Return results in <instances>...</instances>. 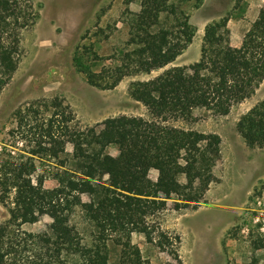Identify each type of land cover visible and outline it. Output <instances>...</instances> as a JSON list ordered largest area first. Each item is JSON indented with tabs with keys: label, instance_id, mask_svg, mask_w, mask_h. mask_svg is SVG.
Listing matches in <instances>:
<instances>
[{
	"label": "trees",
	"instance_id": "1",
	"mask_svg": "<svg viewBox=\"0 0 264 264\" xmlns=\"http://www.w3.org/2000/svg\"><path fill=\"white\" fill-rule=\"evenodd\" d=\"M133 1L125 3L122 23L128 32L120 57L97 73L91 66L102 60L93 44L73 57L76 71L97 89L113 90L125 78L165 69L195 37L189 16L174 0H140L138 13L128 8ZM242 1L235 0L233 10ZM37 18L32 0H0V93L17 71L21 32ZM229 21L225 16L205 27L195 63L131 85L129 95L145 107L147 119L119 116L81 128L59 97L13 112L12 136L20 148H5L0 156V204L8 213L0 222V264H150L132 244V234L183 264L180 237L147 220L164 212L169 201L175 210L203 201L217 182L221 140L172 124L193 123L198 109L226 117L264 81V1L239 47L231 46ZM236 131L249 149H264V100L239 119ZM111 146L115 157L106 152ZM47 179L54 188H45ZM76 210L92 229L89 243L71 224ZM43 217L50 220L45 231L24 229ZM253 249H264V241L254 242Z\"/></svg>",
	"mask_w": 264,
	"mask_h": 264
},
{
	"label": "rangeland",
	"instance_id": "2",
	"mask_svg": "<svg viewBox=\"0 0 264 264\" xmlns=\"http://www.w3.org/2000/svg\"><path fill=\"white\" fill-rule=\"evenodd\" d=\"M126 1L32 0L38 18L33 26L21 32L17 71L0 93V156L5 148L15 150L13 148L17 147V139L12 136L13 112L34 100L53 97L63 99L81 128L93 127L108 118L119 116L148 118L145 107L131 99V85L151 80L171 66L149 75L125 78L113 90H100L91 86L73 65L74 55L77 52L81 54L83 48L91 44L93 52L102 60L92 64L94 73L103 66H110L122 55L128 32L122 23ZM263 1L244 0L233 10L235 0H174L189 16V23L196 30L191 45L174 66H188L199 59L205 27L225 16H230L228 29L231 46L239 47ZM139 4L140 0H134L128 8L138 13ZM87 58L84 57L85 63H89L90 58ZM263 100L264 81L251 98L234 106L226 117H216L198 109L194 112L193 123L172 124L185 130L215 134L221 140L220 159L213 171L217 182L212 184L203 201L196 207L180 210H175L174 202L169 201L164 212L147 220L171 236L180 237L178 252L183 264H194L196 247L211 249V246L201 243L203 237L200 238V233L197 234L195 230V224L204 226L206 222L209 230L227 228V237L235 242L233 247L236 246L242 255L239 264H264L263 249H253L254 242L264 241L259 224L255 223L261 213L256 201L264 199V149H249L236 131L239 119ZM71 150L68 145L66 151L70 153ZM106 152L113 157L117 155L113 146ZM149 178L156 181L157 173L151 171ZM44 186L52 189L55 183L47 179ZM82 200L87 202V196H82ZM7 218V210L0 204V222ZM49 223L50 220L43 217L37 224L27 225L24 229L40 233L45 231ZM71 224L85 243L91 241L92 229L78 210L72 215ZM245 228L246 232L242 233ZM131 241L150 264H174L167 253L148 243L145 236L132 234ZM111 251L113 262L116 251ZM211 264L220 263L214 260ZM227 264L236 263L232 260L227 261Z\"/></svg>",
	"mask_w": 264,
	"mask_h": 264
},
{
	"label": "crops",
	"instance_id": "3",
	"mask_svg": "<svg viewBox=\"0 0 264 264\" xmlns=\"http://www.w3.org/2000/svg\"><path fill=\"white\" fill-rule=\"evenodd\" d=\"M257 14H258V11H257ZM182 57H183V54L180 57H178L173 64L169 66L181 67L182 66L181 64L180 65L177 64L175 66L174 64L178 60H180V58ZM196 61H198V59L195 60L194 63ZM211 186L209 187V189L211 188ZM195 225H196V229H195L196 233L197 232L200 233V238L203 237V239L201 240V243H204L205 246H209V247L211 246L210 247L211 249L208 250L206 247L204 248V246L196 247V251L194 252V264H211L212 261L214 260H216L220 264H227V261L232 262V260H235L236 264L240 263L242 259V255L238 253L239 249H237L236 246L234 247L237 250H235V248L233 247L235 242L232 239H230L229 236L227 237L226 227L218 228V230L216 231V230H209V228L207 227L208 222H206L204 226L200 223L195 224ZM261 251H264V249Z\"/></svg>",
	"mask_w": 264,
	"mask_h": 264
},
{
	"label": "built area",
	"instance_id": "4",
	"mask_svg": "<svg viewBox=\"0 0 264 264\" xmlns=\"http://www.w3.org/2000/svg\"><path fill=\"white\" fill-rule=\"evenodd\" d=\"M256 205L258 208H261L260 217L256 218L255 223L259 224V231L261 233V237L264 239V199L257 200ZM246 232V228L242 230V233Z\"/></svg>",
	"mask_w": 264,
	"mask_h": 264
}]
</instances>
